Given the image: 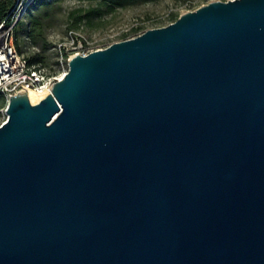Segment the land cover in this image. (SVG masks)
<instances>
[{
    "label": "water",
    "instance_id": "1",
    "mask_svg": "<svg viewBox=\"0 0 264 264\" xmlns=\"http://www.w3.org/2000/svg\"><path fill=\"white\" fill-rule=\"evenodd\" d=\"M0 124V264H264V0L75 55Z\"/></svg>",
    "mask_w": 264,
    "mask_h": 264
},
{
    "label": "rangeland",
    "instance_id": "2",
    "mask_svg": "<svg viewBox=\"0 0 264 264\" xmlns=\"http://www.w3.org/2000/svg\"><path fill=\"white\" fill-rule=\"evenodd\" d=\"M30 6L29 14L25 11L31 0H15L10 12V19L22 21L26 25L30 19L39 20L41 32L29 37L21 31L14 30L13 40L16 51L33 64H40L50 71L56 67L59 49H70L72 41L81 40L89 48L105 47L124 40L138 32L160 28L168 25L171 15L177 18L192 6L188 1L194 0H156L116 9L112 13L86 18L90 7H97V2L82 0H36ZM198 3L206 0H197ZM227 1V0H219ZM176 18V19H177ZM27 29V28H26ZM16 38V42H15ZM34 41H33V40ZM61 46V48H59ZM5 99V98H4ZM6 104V103H5ZM0 109V124L3 122Z\"/></svg>",
    "mask_w": 264,
    "mask_h": 264
},
{
    "label": "built area",
    "instance_id": "3",
    "mask_svg": "<svg viewBox=\"0 0 264 264\" xmlns=\"http://www.w3.org/2000/svg\"><path fill=\"white\" fill-rule=\"evenodd\" d=\"M211 1L215 0H206L200 3H198L197 0L188 1L192 6L185 12L194 11ZM14 24L15 21L9 25H6V23L0 24V95H2L6 101H8L9 97L15 94L25 92L27 88H32L37 91L51 88L52 84L60 80V76L66 73L68 70V61L73 56H86L92 51L103 49L110 45L89 48L81 40L76 42L72 41L69 50L62 51L59 49L56 67L53 71H50L40 64L30 63L25 56L16 51L13 40ZM143 32L144 31L138 32L126 39L134 38ZM59 48H61V46ZM2 115L5 120V111L2 112Z\"/></svg>",
    "mask_w": 264,
    "mask_h": 264
},
{
    "label": "trees",
    "instance_id": "4",
    "mask_svg": "<svg viewBox=\"0 0 264 264\" xmlns=\"http://www.w3.org/2000/svg\"><path fill=\"white\" fill-rule=\"evenodd\" d=\"M14 1L15 0H0V24L6 23V25H9L10 23H12V20L10 19V12L14 7ZM82 1L97 2V7H90L86 11L87 13L86 18H90L91 16H100L103 13H112L116 9H122L125 8L126 6H132L146 2H153L156 0H82ZM36 2H37L36 0H31L30 5L25 11L24 16L29 14L28 12L31 9L30 6H35ZM176 18H177L176 15H171L170 22L175 21ZM21 22L22 21H15V24L13 26V32L16 29L18 30V28H21L22 32L25 33L26 30V33L29 35V37L33 38L35 34H37L38 32L40 33L42 30V25L41 23H39L38 19L32 18L30 19V22L27 23L26 25H24V23ZM15 42H16V38H15ZM33 61L35 60H29L30 63H32ZM5 103L6 100L2 95H0V109L6 106Z\"/></svg>",
    "mask_w": 264,
    "mask_h": 264
},
{
    "label": "bare ground",
    "instance_id": "5",
    "mask_svg": "<svg viewBox=\"0 0 264 264\" xmlns=\"http://www.w3.org/2000/svg\"><path fill=\"white\" fill-rule=\"evenodd\" d=\"M63 77V75L60 76V79ZM27 97L31 104H37L39 103L44 97L50 94V88H46L40 91L34 90L32 88H27L25 90Z\"/></svg>",
    "mask_w": 264,
    "mask_h": 264
}]
</instances>
